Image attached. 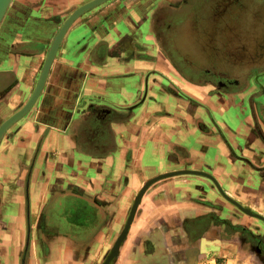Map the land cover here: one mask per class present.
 I'll list each match as a JSON object with an SVG mask.
<instances>
[{
  "label": "crops",
  "instance_id": "0c3cea01",
  "mask_svg": "<svg viewBox=\"0 0 264 264\" xmlns=\"http://www.w3.org/2000/svg\"><path fill=\"white\" fill-rule=\"evenodd\" d=\"M88 1L11 0L0 21V124L29 100L55 35ZM186 5L103 0L68 26L34 102L0 137V264H97L145 181L182 167L205 169L223 195L264 212V63L229 78L236 95L216 90L224 77L175 32ZM204 182L182 174L150 187L116 264L136 263L137 238L168 243L184 220L212 213L198 199L219 195ZM208 233L188 244L197 257L213 245ZM191 251L182 264H196Z\"/></svg>",
  "mask_w": 264,
  "mask_h": 264
},
{
  "label": "flooded vegetation",
  "instance_id": "af4514ba",
  "mask_svg": "<svg viewBox=\"0 0 264 264\" xmlns=\"http://www.w3.org/2000/svg\"><path fill=\"white\" fill-rule=\"evenodd\" d=\"M186 4L184 11L177 15V19L174 22L177 37L183 35V41L189 39L188 44L193 49L196 48V50L194 49V54H196L198 64L209 67L215 74L213 76L214 78L224 77L225 83L222 86H217L216 90L222 88L225 95H236L237 93H234L236 91V85L232 81H229V78L242 74L243 70H246L248 67L264 63V0H249L248 7L246 0H186ZM230 7H234L233 9H236V13L229 11ZM197 11H200L199 15ZM160 12L162 13V10ZM228 12L234 14H228ZM243 20L245 24H250L251 32L246 31V29L243 30ZM219 27L220 29H218ZM255 32L257 33L255 34ZM244 77H246V74ZM259 156H264V150H260ZM188 157L191 160L190 154ZM182 169L190 170L192 173L182 172L173 174L172 176L190 174L191 176L199 177L205 180L203 189L206 192L217 190L218 195L222 196V192L218 189L215 178L205 169L182 167L181 169L151 175L137 191L132 206L140 190L149 180L167 172L180 171ZM210 176L214 178L216 183ZM168 177L171 176L155 180L142 191L130 224L146 191ZM198 200L207 206L209 211L215 207L218 209L222 208L220 204L214 203L211 199L205 200L199 198ZM226 200L227 203L230 202L228 199ZM237 203L241 206H238V209L240 208L243 212L248 207L238 201ZM251 211L257 220L253 225V229L256 231L255 237L253 236L254 251L257 260L264 264V240L260 237L261 227L264 225V214L253 209ZM212 218L210 211L196 217L188 218L181 223L185 233L183 240L187 244L181 251L179 250V243L182 240L178 233L175 236L173 235L168 243H164V240L157 235L155 237H144L141 241L144 252H142V257L138 258L135 264H182L184 263L188 249H192L191 253L198 256L193 244L190 246L188 244L194 242L198 237H201L210 228ZM176 226L178 230L180 223L176 224ZM240 238L242 239L241 248L243 249V245H246L245 243L247 241L245 236ZM180 253L182 262L179 261ZM118 256L119 254L117 252L116 256H113L108 264H116ZM150 259L154 260V262L148 263Z\"/></svg>",
  "mask_w": 264,
  "mask_h": 264
},
{
  "label": "rangeland",
  "instance_id": "374dc122",
  "mask_svg": "<svg viewBox=\"0 0 264 264\" xmlns=\"http://www.w3.org/2000/svg\"><path fill=\"white\" fill-rule=\"evenodd\" d=\"M246 1L248 7L249 0ZM234 7H230L229 11L236 13V9H233ZM224 12L226 13V11ZM234 13L228 12V14ZM197 14L199 15L200 11H197ZM242 22L243 30L246 29V31L251 32L250 24H245L244 20ZM218 29H220V27ZM256 33L257 32H255V34ZM182 38L183 35L181 36V40ZM230 198L237 202L235 198ZM226 199L227 198L222 194V196L219 195L213 200L214 203H218L222 206L221 209H218L217 207L212 209L213 218L211 221L210 228L208 229V234L210 235V238H208V240H212V242H214L213 245L208 244L207 247L212 246L208 250L205 245L202 255H200L202 259L195 255L196 264H262L257 260L256 253L254 251L255 245L253 242V238L255 237L256 231L253 229V225L255 222H257V220L254 218L255 216L251 211V208L246 207V210L250 211L249 213L245 210L243 212L240 208L238 209V206L230 200L229 201L231 203H227ZM262 213L264 214V212ZM182 229L180 233L181 240H183V238L185 237V233ZM176 231H179L177 230V226ZM173 234L174 233H172V236ZM242 236H245L247 241V243H245L246 245H243V249L241 248L242 239L240 238ZM260 237L264 240V225H262L261 227ZM141 241L142 239L137 238L133 246V249L135 248V251H131L134 252L133 254L134 256H136V258H141L143 255L142 252H144V247L141 245ZM195 248L197 249V246ZM102 262L103 260L99 261L97 264H101ZM152 262H154V260L150 259L148 263Z\"/></svg>",
  "mask_w": 264,
  "mask_h": 264
},
{
  "label": "water",
  "instance_id": "95a60500",
  "mask_svg": "<svg viewBox=\"0 0 264 264\" xmlns=\"http://www.w3.org/2000/svg\"><path fill=\"white\" fill-rule=\"evenodd\" d=\"M101 1L103 0H90L84 4H82L81 6L77 7L69 16L68 18L65 20V22L62 24V26L60 27V29L58 30L57 34L55 35L54 37V40L52 42V45L50 47V50L48 52V55L46 57V60L44 62V65H43V68H42V71H41V74H40V77L38 79V82L36 84V87L33 91V93L31 94L29 100L24 104V106L22 108H20L19 110H17L15 113H13L11 116H9L8 118H6L1 124H0V137L2 135V133L4 132V130L7 128V126L9 124H11L17 117H19L20 115L24 114V112H26L29 107L31 106V104L34 102L36 96L38 95L41 87H42V84L44 82V79H45V76H46V73L48 71V68H49V65H50V62L54 56V53L57 49V46L60 42V39L62 37V35L64 34V32L66 31V29L68 28V26L71 24V22L82 12H84L85 10H87L88 8L100 3ZM11 0H0V21L2 19V17L4 16L5 12H6V9L8 7V5L10 4ZM187 172H192L190 170H187ZM170 172H168L167 174L165 175H162V176H158V177H155L151 180H149L145 186L140 190L138 196L136 197L135 201H134V204L130 210V213H129V216L125 222V225L123 227V229L121 230V232L119 233V235L117 236L116 238V241L114 243V245L112 246L109 254L106 256V258L103 260V262L101 264H108V262L110 261V259L113 257V256H116L118 250H119V247H120V244L122 243V240L123 238L125 237L127 231H128V227L130 225V222L132 220V217L134 215V211H135V207H136V204L137 202L139 201V197L142 193V191H144V189L150 185L152 182H154L155 180L159 179V178H163V177H166V176H169V175H173V174H169ZM178 173H182V172H178ZM198 173H201V172H198ZM174 174H177V173H174ZM211 177V176H210ZM212 178V177H211ZM214 180V178H212ZM215 182V180H214ZM216 183V182H215ZM218 189L220 190V187L217 185ZM221 191V190H220ZM228 200H230L231 202H233L234 204H236L237 206L241 207L237 202H235L234 200H232L229 196H226L224 195ZM246 212H250L249 210H245Z\"/></svg>",
  "mask_w": 264,
  "mask_h": 264
}]
</instances>
